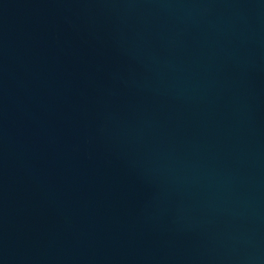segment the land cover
I'll return each instance as SVG.
<instances>
[{"label": "water", "instance_id": "obj_1", "mask_svg": "<svg viewBox=\"0 0 264 264\" xmlns=\"http://www.w3.org/2000/svg\"><path fill=\"white\" fill-rule=\"evenodd\" d=\"M0 264H264V0H0Z\"/></svg>", "mask_w": 264, "mask_h": 264}]
</instances>
